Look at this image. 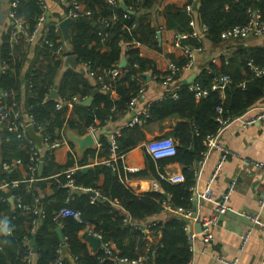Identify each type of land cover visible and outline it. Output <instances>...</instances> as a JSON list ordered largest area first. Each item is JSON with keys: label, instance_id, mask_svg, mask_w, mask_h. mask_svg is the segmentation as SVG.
Masks as SVG:
<instances>
[{"label": "trees", "instance_id": "obj_1", "mask_svg": "<svg viewBox=\"0 0 264 264\" xmlns=\"http://www.w3.org/2000/svg\"><path fill=\"white\" fill-rule=\"evenodd\" d=\"M78 1L92 10L93 14L89 20L96 25L85 22L84 18L74 19L68 27L66 38L61 32L57 33L50 27L47 38H39L34 48L35 57L28 72L24 96L19 80L21 64L11 54L12 51L19 50L24 40L12 44L8 34L2 38L0 45V64L8 67L13 65L15 69L14 72L11 69L0 72V91L7 94V104L17 102L22 106L25 115L32 116L36 124L44 126L42 135L60 137V132L65 130L66 133L73 131L83 136L90 129L105 128L109 122L123 118L131 110L130 102L140 89L137 77L147 82L148 76L153 80L155 74H163L156 69L152 60L140 55L139 47L131 44L136 41L151 49L161 50L157 38L158 28L153 26L152 22L162 0H123L133 12L128 13L126 17V11L120 6H112L109 0ZM55 3L64 11L67 10L65 6ZM172 8L175 9L174 12ZM186 9L167 6V29H174L179 34L193 31V16L185 12ZM251 10H258L261 20L264 21V0H199L197 13L201 22L207 26L206 39L213 45H219L224 43L221 33L236 25L246 24L250 19ZM15 12L18 18L33 29L42 10L38 0H21ZM114 16L116 19H113ZM101 17L107 19V23H102ZM59 18L61 20V14ZM59 41L68 45L76 68L67 66L61 72L63 60L55 61L52 56V51L59 45ZM50 43L53 46H50ZM183 44L193 49L202 46L201 42L193 37L183 40ZM40 56L52 59L53 63L48 64L45 71L36 65ZM124 56L126 65L121 68L119 64ZM217 59L218 63L211 62L209 69L203 67L198 72L195 81L208 89L209 94L205 98L197 99L189 85L180 83L182 66L187 63V58L173 57L172 61L180 68L175 75V84L171 86L173 88L168 89L166 97L147 106L148 116L140 114L142 124H127L119 134L116 133V153L125 156L146 139L145 131L150 130L151 125H161L168 119H179L173 130L165 134L176 140L177 152L174 156L154 159L144 147L146 166L137 172L125 170L121 159L113 162L115 170L105 163L91 166L90 159L111 158L113 145L110 136L101 133L97 148L88 149L80 156L71 153L65 166L56 164L46 151L43 157L46 164L41 180L32 184L23 181L16 189L10 187L7 191L0 190V198L15 194L20 196L24 203L32 204L35 198H39L45 210L40 225L35 233L31 234L34 216L22 215L19 209H12L8 200H0V222L3 217H7L6 226L12 229L11 234L0 235V264H28L27 244H31L33 238L37 252L32 255V264H57V248L61 243L56 232L58 226H61L68 245V257L64 258L61 264H115L111 257L105 256L102 249L91 252L80 236V232L87 227L99 233L103 242L114 243L117 249L115 256L119 258L138 259L146 254L148 245L152 243L147 252L150 262L187 264L193 257V252L189 248L188 235L184 229L185 219L169 213L166 220L155 222L150 234H145L134 226L125 224L121 207L137 222H149L151 218L164 214L166 211L163 203L166 200L174 207L193 208V187L196 182L193 168L208 150L205 141L207 136L220 135L224 128L221 120L239 117L264 101V77H256L249 66L250 61L264 66V48H241L232 54L219 55ZM79 65H84L86 70L79 68ZM114 69L120 71L119 75H109L106 81L112 83L115 93L103 90L96 76L90 74L95 71L96 75H102L106 70ZM223 74L229 75L232 82L223 93L212 90L214 77ZM160 81L161 79L157 82ZM54 88L58 90L60 98H80L68 117V107L57 110V100L50 98ZM174 88L177 89V98L171 94ZM96 89L98 92L91 103L88 106L83 105L82 101ZM219 109H222V112H219ZM69 144L75 152V144L72 141H69ZM0 158L9 162L18 158L24 162L23 167L7 171L2 170L0 165V181L29 178L26 168L30 163L28 149L21 148L20 141L5 130L0 131ZM171 163H179L182 166L184 182L171 183L161 179L160 174L166 172V167ZM84 166H90L87 172L82 171ZM74 167H78L72 176L74 184L99 190L107 198L106 201L92 204L88 193L76 195L70 202L66 201L69 189L62 186L68 180L64 172ZM53 176L57 177L52 178ZM101 176L104 177V182L99 186L97 182ZM132 178L156 179L163 192L153 190L137 194L126 182ZM48 183L52 189L51 194L46 193ZM110 201H117L119 206H113ZM64 206L81 211L83 222H77L72 217L55 221L56 212Z\"/></svg>", "mask_w": 264, "mask_h": 264}, {"label": "built area", "instance_id": "obj_2", "mask_svg": "<svg viewBox=\"0 0 264 264\" xmlns=\"http://www.w3.org/2000/svg\"><path fill=\"white\" fill-rule=\"evenodd\" d=\"M21 0H10L9 1V12L8 16L13 22V27L11 31L9 32L10 34V41L12 44H15L19 42L20 40H24L26 42H34L37 37L44 38L46 39L48 36V32L50 27L54 28L55 32L59 33L61 32L60 29V21H55V20H50L49 19V6L47 3V0H38L39 4L41 6L42 13L37 19V24L33 29H30L27 25V23L22 20L21 18H18L16 16L15 9L18 5V3ZM55 2L65 6L67 10L65 11V18H72L78 19V18H90L92 17V10L89 8H86L84 4L79 2L78 0H54ZM121 0H109V3L112 6H119V2ZM190 8V6H189ZM128 13L126 11L125 17L128 16ZM113 19H116L114 16ZM102 23H107V19L102 18L100 20ZM108 25V24H107ZM191 25L193 26V31L191 33H181L178 34L174 41V46L180 47L183 50V55L184 57L187 58V63L182 66V70H189L192 71L195 69L194 65V59H195V51H201L202 46L196 47L195 49L189 47L188 45L183 44V40L187 39L188 37H193L195 39H200L206 35L207 32V26L205 24L201 25V28H195L194 21L191 22ZM160 31H158L157 38H160ZM264 35V21L261 20V16L259 14L258 10H251L250 11V19L249 21L244 24V25H236L234 27H231L229 29L224 30L221 33V38L226 41V42H233L237 43V41L241 40H246L252 37H258V36H263ZM63 41V40H62ZM59 45L55 47L52 51V55L56 58L60 59H66L70 52L67 50L65 43L59 41ZM135 47L141 46L140 43L134 41L131 43ZM50 46H53V44L50 43ZM126 59V57L124 56ZM86 66V65H85ZM249 66L253 72V74L256 77H264V66H258L254 64L252 61L249 62ZM7 69V66L4 65L0 68L1 72H5ZM180 70V68L177 66V64L174 61H170L167 67V70L165 72H162L163 74L157 75L155 74L153 77L154 81H158L161 79L160 84L165 86V88L170 89L173 88V84H175V75L177 72ZM196 72V77L198 74V70H195ZM120 71L119 70H106L102 75H96L95 71H91L90 74L91 76H96L97 80L102 84V89L111 91L112 93H115V90L113 88V85L110 81H106V77L109 75H112L111 77H116L119 75ZM152 79V78H151ZM196 79V78H195ZM195 79L192 81V83H189V88L191 91L195 93V97L197 99H202L205 98L208 94L209 91L208 89L204 88L201 84L197 83ZM137 80L140 84V89L139 92L137 93L136 96H134L130 102V109H133L139 99L142 97V95L145 92V86H146V81L137 77ZM106 81V82H105ZM232 82V79L229 75L223 74V75H217L214 77L211 85L212 90H219L221 93H223L226 89V87ZM56 89V88H54ZM52 92V91H51ZM173 97L177 98V89H172L171 91ZM7 100V94L4 93L3 91H0V131H7L10 135L14 136L18 141L21 143V148H27L28 153L30 156V163L26 167L29 171V178L26 180H11L7 181L6 179H3L0 181V190H5L7 191L8 188H13L16 189L20 182H27L28 184L35 183L42 178L39 176V167L40 164L43 162L45 165L46 162L43 159V154L41 149L38 147L34 139L30 136L28 132V127L32 126L37 134H40L42 136V144L43 148L48 151L49 154H52L57 148H59L63 144H67L69 141H71L65 130H62L60 133V137H52L50 134L42 135L41 131L44 130V126L41 124H36L33 117L30 115H25L22 107L17 103V102H12L11 104L6 103ZM57 103H56V109L57 110H62L65 107L72 108L75 103H78L80 101V98L78 96H74L71 99H63V98H57ZM219 112H222V109H219ZM143 116H148L147 109L145 112L142 113ZM241 120V125L242 127H249L253 126L256 124L261 123L264 120V107L260 109L257 113L248 116V117H243V115L236 117L234 119H226V120H221L222 126L226 127L229 125L233 120ZM143 119L139 115H134L131 118L130 124H142ZM99 129V128H96ZM94 131V130H93ZM88 133H93L92 131ZM115 136L116 133L111 135V143L113 145L112 147V154L111 158L109 160H105V164H109L112 166V168L115 170L116 167L114 166L113 162H116L118 159H121L122 162H124L125 156L123 155H118L116 153L117 149V144L115 141ZM206 145L209 149L214 148L216 150L220 151V157L217 163V166L215 168V171L211 177V181L213 182L214 179L217 177L219 174L223 164L227 161V159L230 156H235V157H240L238 154L233 152L230 148H228L225 145H222L220 142H218V139L216 136L210 135L207 136L206 138ZM99 146V144L97 145ZM146 150L148 153L154 158V159H160V158H165V157H170L174 156L176 154V147L177 143L175 139L171 136H157L149 141L146 142L145 144ZM73 155H75V152H72ZM203 161H199L196 166H194L193 171L194 174L197 176L199 170L198 166L202 164ZM244 162L247 165L252 166L253 168L261 171L264 173V162L262 161H256L252 159H247L244 158ZM23 160L22 159H13L10 162L9 161H2L0 158V165L2 170L7 171L10 169H18L19 167H23ZM125 170L129 172H137V168H127L125 167ZM78 169V167L71 168L64 173L66 174L68 180L62 184L63 187H66L69 189V195L66 198L67 202H70L76 195L82 194V193H88L90 195V202L92 204H98L100 202H104L107 200L106 197H104L99 190L93 189V188H83L79 187L74 184V179L72 178L73 174L75 171ZM166 171V170H165ZM57 177V176H55ZM161 179L167 180L171 183H181L184 182L185 177L180 173H169V172H164L160 174ZM236 185H237V179H233L228 185L223 193L220 202L218 203L217 207L213 212L210 214L206 215H195L193 208H185V207H174L170 203L169 200L164 201L163 206L164 210L168 213H172L175 216H178L182 219H185V226L184 229L188 235V241H189V248L193 252H195V241L199 235L194 229V223L198 222L201 227L200 235L202 237V240L205 244H211L215 240V232L214 229L219 225V222L221 221L222 218L225 217L226 214H228L231 210L230 202H231V197L233 193L236 190ZM152 191H160L161 186L160 183L156 179H152ZM160 192H163L160 191ZM206 196V195H203ZM10 199H13L15 202V209H19L20 213L22 215H33L34 219L32 220V226L30 228V233L34 234L37 227L40 225L41 220L45 216V210L43 205L41 204V201L39 198H35L34 203L29 204V203H24L22 198L18 195H11L8 198H0L1 201H6L8 200L10 202ZM110 203L113 206H119L117 201H110ZM258 206H259V211L258 213H249L246 211H241L240 215L241 217L245 218L249 222H251L254 225H259L264 227V220L261 218V211L264 210V189L260 193L259 199H258ZM121 212L124 215V222L125 224H130L134 226L136 229L141 230L145 234H150L151 232V227L155 225V222L158 221H149V222H137L132 219V217L129 215V213L121 207ZM66 217H72L74 218L77 222H83V217L82 213L79 210L72 209L68 206H64L60 208L55 216L54 220L59 222L62 218ZM7 217H3L0 222V235L1 234H11L12 229L11 227H7L9 229V233H5L3 231L4 226L7 223ZM89 233L93 234L94 236L98 237L101 240L100 247L99 249H102L105 256L111 257L115 264H155L150 262L149 260V255H148V250L150 249V246L152 243L148 245V249L145 255L139 256L138 259H130L127 257L124 258H119L115 256L116 249L113 246L112 243L109 242H103L102 241V236L95 232L93 229H90V227L86 228ZM250 232H246L242 236V246L241 249L244 248V245L248 241ZM27 239V238H26ZM28 258H27V263L32 264V255H33V247L31 246L30 242H28ZM67 243L66 241H61L57 248V257L55 260V263L61 264L62 261L64 260V250L67 249ZM1 240H0V249H1ZM217 260L221 262L222 264H240L239 257H233L231 259L225 258L224 256L218 255ZM187 264H194L193 257L190 259V261ZM264 264V261H263Z\"/></svg>", "mask_w": 264, "mask_h": 264}, {"label": "crops", "instance_id": "obj_3", "mask_svg": "<svg viewBox=\"0 0 264 264\" xmlns=\"http://www.w3.org/2000/svg\"><path fill=\"white\" fill-rule=\"evenodd\" d=\"M9 1L10 0H0V10H2V6L3 9L6 8V2L8 4L7 8H9ZM195 1L196 0H162L158 4L155 18L152 24L153 26L156 25L158 31H160L159 43L161 46V50L158 51L155 49H151L145 45L139 46V49L140 55L144 58L152 60L159 72H165L167 70L168 64L170 61H172L173 57L174 59H179L184 56L182 48L174 46V41L179 33L174 29L171 30L167 29L166 27L165 11L167 6L172 5L180 9L187 8L186 10H188V13L193 16L195 28L200 29L203 23L201 22L197 10L193 9ZM48 2L52 5V7H55L56 9L57 7H59L54 0H47V3ZM174 11L175 9L172 8V12ZM59 14L60 11L52 12L49 8L48 15L50 20L60 21ZM12 27L13 22L9 18L8 14H2V12L0 11V45L2 42V38L9 34ZM39 38L40 37H37L36 40L32 43L23 41L18 51L16 49L11 52L16 61H19L21 64L19 80L21 83L23 96L28 84V72L35 57L34 48L36 44H38ZM197 41L201 42L202 50L194 52L195 69L192 71H183L180 79V83L182 84H184V82L189 78L193 77V75L196 73L195 70H198L199 72L203 67L209 69V64L211 62L218 63L217 57L219 55L232 54L236 50L239 51V49L241 48H264V35L237 41V43L224 41V43L219 45L211 44L206 39V35L202 38V40L198 39ZM65 46L68 50V45L65 44ZM53 58L55 61L60 59L54 56ZM62 60L63 67L61 69V72L67 67L66 59ZM51 63H53L51 58L49 60L45 59L43 56H40L36 65L38 66V68H43L42 70L45 71L47 70L46 66ZM2 66L4 65L0 64V68ZM6 66V70L11 69L14 72L15 69L13 65H9V67L8 65ZM78 67L86 70L84 65H79ZM167 92L168 89L165 88V86L158 83L157 81L148 78L144 94L139 99L137 105L133 109H131L123 118L114 122H109L108 125L101 130L96 128L90 129L97 140V145L100 144L99 137L101 133L107 134L108 136H110V138L114 133L119 134L123 127H125L127 124H130L131 118L134 115H139L145 112L147 106L150 103L166 97ZM263 107L264 101L249 109L245 114H243V117L251 116L260 111V109ZM72 110L73 107L68 108L66 117L71 114ZM178 122L179 119H168L161 125H151L150 130L145 131L146 139L142 141L139 146L125 155L123 162L124 166L127 168H137L138 170L144 169L146 163L143 148L145 147L146 142L157 136H165L167 132L173 130ZM217 139L218 142L230 148L240 157L230 156L223 164L219 174L214 179V181L210 182L220 157V151L214 148H208V150L205 152V156L201 160L203 162L198 166L199 172L197 176L194 174L196 182L193 187V201L196 197L198 203L197 215L201 216L213 212L220 202V199L225 192L227 185L235 178L237 179V185L236 190L231 197L230 212L221 219L219 225L214 229L215 240L213 243L205 244L203 242L200 235V224L198 222L194 223L193 227L195 231L199 233L195 241V252L193 255L194 264H222L216 258L218 255L224 256L228 259L238 256L240 264H263L264 227L252 224L245 218L241 217L240 212L246 211L249 213H258L259 211L258 199L260 193L264 189V173L253 168L250 165L245 164L244 158L264 162V120L259 124L246 128L242 127L241 120H233L229 125L223 128L220 135L217 136ZM97 145L96 148L98 147ZM40 149L44 156L46 150L43 147ZM74 151L77 156H80L78 155L76 148L74 149ZM72 152L73 149L68 142L67 144L61 145L52 154H48L52 156L56 164L65 166L69 162L70 154ZM89 162L92 166L97 163H104L105 160L96 158L90 159ZM166 171L169 173H180L182 172V166L179 163H171L166 167ZM52 178L56 177L53 176ZM103 182L104 177L101 176L97 184L100 186L103 184ZM126 182L127 185L137 194L147 193L149 191H152L153 189L151 178H132L128 179ZM160 189V191H162V188ZM46 193H52L50 183H48ZM168 215V212H164V214L162 215H157L151 218L150 221H164L167 219ZM261 218L262 220H264V210L261 211ZM85 232H88V230L84 229L82 232H80V236L83 241L88 244L91 252L95 253L89 242L83 237V234ZM246 232H250V235L248 241L244 245V248L241 249L242 236ZM158 238L159 237H157V239ZM112 244L116 249V245L114 243ZM63 256L64 258L68 257L67 249L64 250Z\"/></svg>", "mask_w": 264, "mask_h": 264}, {"label": "water", "instance_id": "obj_4", "mask_svg": "<svg viewBox=\"0 0 264 264\" xmlns=\"http://www.w3.org/2000/svg\"><path fill=\"white\" fill-rule=\"evenodd\" d=\"M198 3H199V0H196L195 3H194V6H193L194 10L198 9ZM7 5L8 4L6 2V8L3 9V6L1 7L2 10H0V11L2 12V14H6V13L8 14L9 8H7ZM119 6L124 11H127L129 13H133L131 10H129L127 8V5L125 4V2L123 0H121L119 2ZM49 8H50V10L52 12L60 11L61 20H62L61 23H60V29H61V33H62L63 37L66 38L67 37V33H68L67 32L68 27L74 20L72 18H65V11L62 8H60V7H57V9H56L55 7H52V5L49 3ZM185 12H188V10H186ZM84 21L87 22V23H92L93 26L96 25L95 22H91L88 18H84ZM66 65L67 66H72L73 68H76V66H77L76 62H75V59H74V56L71 54V52H70L69 56L66 58ZM125 65H126V59L123 58L121 60L120 64H119V66L122 68ZM148 78H150V77L148 76ZM195 78H196V73L193 75L192 78H189L188 80H186L184 82V85L192 83V81ZM97 92H98L97 89L94 90L91 96L85 98L82 101V104L85 105V106H88L91 103V101L93 100V98H94V96H95V94ZM50 98H54V99L59 98L57 89H53L52 90V92L50 93ZM28 132H29L30 136L34 139V141L36 142L38 147L42 148L43 147V145H42V136L40 134H37V132L35 131V129L32 126L28 127ZM67 136L75 144V146H76L75 148H76V151H77L78 155H82L88 149H95L96 148L97 140H96L95 136L93 135V133H87V134H85L83 136H79L73 131H67ZM43 168H44V164L42 162L40 164V167H39V176H42ZM88 170H89L88 166L82 167V171L83 172H87ZM10 203H11L12 209H15V202H14L13 199H10ZM197 204H198L197 203V198L195 197L194 198V204H193V211H194L195 215H197ZM56 232L58 234V237H59L60 241H64L65 237H64V235L62 233L61 226H58L56 228ZM83 237L89 242L90 246L93 248V251L96 252L99 249L101 240L98 237L94 236L93 234H91L89 232H85L83 234ZM35 245H36V241H35V238H33V240L31 241V246L33 247L34 253L37 252V249H36Z\"/></svg>", "mask_w": 264, "mask_h": 264}, {"label": "clouds", "instance_id": "obj_5", "mask_svg": "<svg viewBox=\"0 0 264 264\" xmlns=\"http://www.w3.org/2000/svg\"><path fill=\"white\" fill-rule=\"evenodd\" d=\"M3 231H4L5 233H9V229L7 228L6 225L4 226Z\"/></svg>", "mask_w": 264, "mask_h": 264}]
</instances>
